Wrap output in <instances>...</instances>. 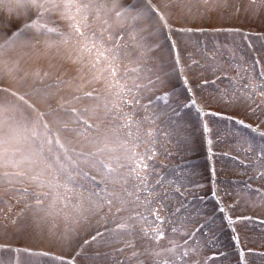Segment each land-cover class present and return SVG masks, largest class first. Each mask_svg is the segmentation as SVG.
I'll return each mask as SVG.
<instances>
[{
	"label": "rangeland",
	"instance_id": "1",
	"mask_svg": "<svg viewBox=\"0 0 264 264\" xmlns=\"http://www.w3.org/2000/svg\"><path fill=\"white\" fill-rule=\"evenodd\" d=\"M77 4L76 15L68 9L67 0H0V245L35 251L30 254L4 248L0 264H72V258L82 253L77 264H109L117 258L136 264L137 257L132 253L145 250L161 251L157 260L162 264L176 254L175 241L157 242L156 230H146L148 225L163 231L157 219L149 215L145 218L139 204L123 199L120 193L111 195V203L107 202L108 193L121 187L118 182L124 176L117 173V160L122 157L126 162L129 151L128 143L119 140L121 122L116 107L103 94L105 80L93 76V58L82 47L90 35L88 26L105 28L106 34L110 30L105 40L108 45L116 34L121 37L126 33L127 40L131 37L141 45L147 41L148 46L151 39L172 34L181 43V53L200 95L216 107L214 87L224 80L226 53L230 59L248 60L260 76L264 67V9L257 8L254 0H80ZM17 25L11 33L4 30ZM45 29L56 31L50 34ZM82 30L86 35H81ZM200 39L204 42L201 45ZM118 40L114 39V44ZM164 44L161 52L155 49V58L168 62L171 47L167 41ZM175 67V63L168 68L158 67L154 73L159 77L163 72L168 74L167 84L171 87L164 86L166 90L180 89ZM81 82H85L84 88L79 90ZM85 90L97 94L99 102L86 99V103L80 98L79 93ZM170 93L172 107L176 96L172 98ZM184 96L182 93L181 99ZM233 99L241 103L238 117H244L249 106L257 108L242 98ZM81 117H86V122ZM185 117L188 126L195 123L190 107L185 109ZM209 121L214 133L210 143L213 154L207 147L206 159L210 170L216 161L220 186L227 187L237 172L231 151L245 159L259 158L260 136L246 129L252 143H244L231 123L225 125L215 116ZM111 127H119L120 131ZM155 127L161 134L160 121ZM107 142L111 145L106 146ZM113 144L115 150L111 149ZM106 167H113L109 170L114 175L109 180ZM229 187L228 192H233L231 184ZM102 189L108 191L102 193ZM120 208L124 210L117 212ZM104 217L108 218L107 228L115 231H109L99 245L84 244L75 250L92 229L102 226ZM117 223L130 227L117 229ZM121 248L123 252L117 251Z\"/></svg>",
	"mask_w": 264,
	"mask_h": 264
},
{
	"label": "trees",
	"instance_id": "2",
	"mask_svg": "<svg viewBox=\"0 0 264 264\" xmlns=\"http://www.w3.org/2000/svg\"><path fill=\"white\" fill-rule=\"evenodd\" d=\"M77 2L80 5V0H75L71 3L74 12H76V15L78 13ZM88 27H91L93 29L95 28V30L99 29L98 25L95 24H92ZM86 30H82L81 34L86 33ZM111 33L114 34L116 33V31L114 32V30L111 29ZM107 35H110V30H108V33L105 36L106 39H108ZM114 37V39H116L117 34ZM114 39L111 45L105 43L99 45V40L95 41L94 38V40L88 43L89 45L85 43L83 48L85 50H88V54L91 52L97 57L96 63H94L92 66V68L94 67L95 76L98 77L99 80L101 79V75H105L108 78L104 83L103 91L106 89L107 92L110 93V95L111 93H113V95L116 97V101L114 103L115 105L113 106L116 107L115 113L117 112L118 114V120L119 122H121L120 126L122 125L123 127L121 128L125 130L124 132L120 133V135H122L121 139H128V144H142V146L134 147V149L132 150V147L129 146L130 155L132 157L130 163L132 161L137 162L138 160L143 159V161L148 164V168L144 169L143 172H147L150 167H154L158 171L159 168L167 165L166 160L168 163H173L172 165L174 166H180L183 169L190 168L192 166L191 159L196 155V152L193 151V145H191L190 142L180 140V131L176 133L175 136H173L174 125L172 123L169 128L167 126L170 123L164 122L163 124L161 122L162 128L166 126V132L162 137H160L157 133L155 134V132L158 130L156 129L155 131L154 119H156L157 121L159 117H156V114H154V107L147 108L146 106L140 105L145 101L146 104L153 102V98H155V100L160 103L158 79L156 83L157 85L154 88L150 87L148 91H142V85L137 80V78H135L137 75L133 74L141 70L140 64L143 63L149 67H153V69L147 68L143 70L147 73L144 76L146 80H151L153 74L157 73V64H155L156 54H154L152 50V52L149 51L150 49H153L155 47L154 43L152 45L149 44L150 46H148L147 44L142 46L140 44L139 55H141V57L137 58V56H134V49L131 48V45H127L128 53H124L125 46L123 43L120 44L121 37L117 41V44H114ZM136 105L137 108H135ZM163 107V112L165 114L168 113L169 116L171 115V119L173 115L172 110L176 109L178 107V104H175L170 108L165 105ZM144 120L145 122L143 123ZM136 122L139 124H136ZM140 124L142 125L141 131L143 133L141 131L136 132L135 135L138 137V140L134 141V136L132 135L133 127ZM144 124L146 126H143ZM177 128L180 129V126L178 125ZM184 133L185 132H183V135ZM148 136L150 142H146ZM147 149L150 155H143L142 153ZM179 151H182V153H180ZM159 156H162L163 159L160 158L162 161L159 162L158 165L155 162L157 157ZM188 156L190 158H187ZM188 171H191V168ZM258 173L255 178L261 177V175H259L260 173ZM261 180L262 179L260 178V180L258 181ZM172 182L174 184V181ZM262 182L264 183V180H262ZM179 185L182 186H180V191L181 193H183V195L175 191V188ZM195 185L196 181L191 180L190 178L186 179L185 177L184 180L179 179L174 185L170 183L169 188L163 183H160L158 186V190L155 193H166L167 191L170 192V197H172L170 200L171 209L173 211H177L179 209V206L187 210L188 212L190 208L193 209V211H200L203 209V206L198 205V202L193 200L196 195L199 196V194L201 193V191H197L196 189H194ZM240 186L245 197H254L251 201L248 202L246 209L243 210L246 211L245 217L249 219L247 220V223H243L244 225L241 227L242 231L240 232L242 237L244 235L245 241L249 243V249H247L245 246L246 252H248L247 264H264V253H259V251L264 250V205H261L259 196H257L255 192H250L248 189H246V187H243L242 184H240ZM152 195L153 193H151V196ZM163 196L168 197V195ZM241 197L242 196H240L239 191L238 194L233 196V203H235V200L238 201V199H241ZM233 209L236 210V208ZM204 214V212L195 213L194 217L200 220L203 218ZM210 215L211 212L205 218H208ZM211 220L215 221L210 222V224L205 226V228L203 229V241L200 244H196L194 247L196 249L202 248V253L204 256L201 258L200 256H197L196 253V256L194 255V260L199 262V264H239L237 261L238 258L236 257L234 250H232L233 248L231 241L230 239H228V233L224 229H222L223 223L221 219L219 218V216H216V214H213ZM209 232H211V234L214 236V239L208 238ZM206 240L207 245L205 244ZM191 257L192 255L190 254L188 260H190Z\"/></svg>",
	"mask_w": 264,
	"mask_h": 264
},
{
	"label": "snow or ice",
	"instance_id": "3",
	"mask_svg": "<svg viewBox=\"0 0 264 264\" xmlns=\"http://www.w3.org/2000/svg\"><path fill=\"white\" fill-rule=\"evenodd\" d=\"M254 3L256 4L257 8L259 9H264V0H254ZM19 26H15V27H5V31L11 33L12 31L17 30ZM174 59H176L177 61L179 60V54H178V50L176 53H174ZM179 76H180V71H179ZM260 78L261 81H264V67H262L260 69ZM180 83V90L177 91V89L175 87H173L171 89L172 93L176 96V100H177V104L178 107L176 109H173V113L174 115H176L177 119L179 118L180 115H182V112L180 111V109H187L189 107L192 108H196L197 110V116L200 115V113H203L204 117H218L220 118V120H222L224 122L225 125L231 123L234 128L236 129V133L239 136L240 140L244 143H252V140L249 136H247L245 134V130H252V131H256L258 132L259 136H260V140H259V163L261 165V167H264V130H261L262 128H264V101H262L261 105L259 108H252V107H248L247 111L244 115V117L242 118H238L239 116V112L238 109L241 107V103L239 100L237 99H224L222 97H217L214 101V103L216 104L215 108L211 107V104H209L208 101L206 100H202L200 97H198L193 89V87L190 85V82L187 78H183L179 81ZM261 91H260V96L264 97V83H262L261 85ZM186 90L187 92L191 93V95L187 96L184 99H181V95L182 92ZM162 99L164 100L165 104L170 102V97L168 96V94H165ZM131 119V118H129ZM254 119L258 122V124L260 125V127L258 128H253V124L252 123H246L247 120H251ZM203 127L208 128V124L204 123L203 121H201ZM236 126H239L238 128ZM136 169H131V171H136V178L138 180H140L141 185L144 183V169L148 168V164L145 163L143 161V159L138 160L136 162ZM262 180H264V175H261L260 177ZM251 179V177L249 178ZM156 183L159 184L160 180L157 179ZM182 187V186H181ZM244 187H249L248 183L245 182ZM144 191H147L149 193H151V188H144ZM108 190L107 189H102V193H106ZM175 191L181 195H183V193H181L180 191V187H176ZM255 192V194L257 196H259L260 199V203L261 205H264V189H254L253 190ZM230 193L225 190V195H229ZM129 196H133L134 193L132 192H128ZM214 195H218V192ZM136 200H139L140 197L138 195L135 196ZM107 202L110 204L111 203V196L109 194L108 200ZM145 203H151V201L149 200H145ZM123 208H120L117 210V212L123 211ZM179 210V209H178ZM223 211V209H222ZM157 219L158 220H162L163 217L159 214V212H157ZM103 219V224L101 227L98 228H94L92 229V231H90L83 239H81V241L76 245L75 250H80V248L84 245V244H101L106 240V234L109 231H115V229H108L107 228V221L108 218L104 217ZM227 220L229 223L233 222V216L229 215L227 216ZM197 225H200V221L197 220L196 221ZM201 227L203 225H200ZM130 227V225H127L125 223H117L116 224V228L117 229H124V228H128ZM103 228V230H102ZM156 233L157 236L159 238H163V231L161 229H156ZM186 235H191V232L189 231L188 233H186ZM208 238L209 239H214V236L211 234V232H209L208 234ZM205 244L207 245V240L205 241ZM169 251H174V249H168ZM117 251L119 252H123V248L118 249ZM187 253H185L186 255ZM83 255V253H82ZM97 255H101L99 253H97ZM132 255L134 257H137L136 260V264H160V262L157 260V257H159L161 255V251H156V252H151V251H143V252H133ZM143 257L142 259L140 257ZM73 264H77V261H73ZM99 264H104L103 261H100ZM109 264H127V261H121L120 259H115L109 262ZM162 264H177L176 261H173L171 259H165L163 260ZM180 264H199V262L195 261V260H189V261H184L183 257H180Z\"/></svg>",
	"mask_w": 264,
	"mask_h": 264
}]
</instances>
